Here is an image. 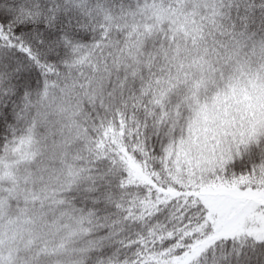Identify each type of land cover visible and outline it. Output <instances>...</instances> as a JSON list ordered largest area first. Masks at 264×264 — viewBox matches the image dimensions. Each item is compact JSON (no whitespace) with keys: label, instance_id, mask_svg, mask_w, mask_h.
Instances as JSON below:
<instances>
[{"label":"snow or ice","instance_id":"6c2138e0","mask_svg":"<svg viewBox=\"0 0 264 264\" xmlns=\"http://www.w3.org/2000/svg\"><path fill=\"white\" fill-rule=\"evenodd\" d=\"M0 264H264V0H0Z\"/></svg>","mask_w":264,"mask_h":264}]
</instances>
